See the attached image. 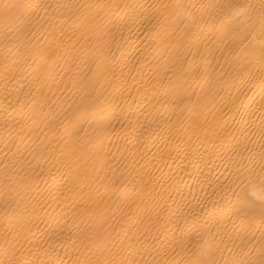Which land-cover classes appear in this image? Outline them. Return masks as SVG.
Here are the masks:
<instances>
[{"label": "bare ground", "instance_id": "obj_1", "mask_svg": "<svg viewBox=\"0 0 264 264\" xmlns=\"http://www.w3.org/2000/svg\"><path fill=\"white\" fill-rule=\"evenodd\" d=\"M264 0H0V264H264Z\"/></svg>", "mask_w": 264, "mask_h": 264}, {"label": "snow or ice", "instance_id": "obj_2", "mask_svg": "<svg viewBox=\"0 0 264 264\" xmlns=\"http://www.w3.org/2000/svg\"><path fill=\"white\" fill-rule=\"evenodd\" d=\"M262 23H264V22H262Z\"/></svg>", "mask_w": 264, "mask_h": 264}]
</instances>
